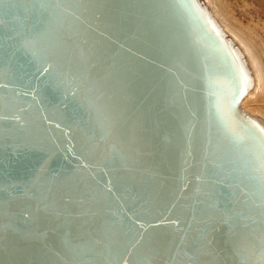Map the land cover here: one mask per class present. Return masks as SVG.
I'll use <instances>...</instances> for the list:
<instances>
[{"label":"water","instance_id":"95a60500","mask_svg":"<svg viewBox=\"0 0 264 264\" xmlns=\"http://www.w3.org/2000/svg\"><path fill=\"white\" fill-rule=\"evenodd\" d=\"M201 0H0V264H264V121Z\"/></svg>","mask_w":264,"mask_h":264},{"label":"rangeland","instance_id":"374dc122","mask_svg":"<svg viewBox=\"0 0 264 264\" xmlns=\"http://www.w3.org/2000/svg\"><path fill=\"white\" fill-rule=\"evenodd\" d=\"M201 1L209 12L239 33L252 48L258 61L256 69L259 76L256 74L258 81L253 89L251 87L248 90L243 104L246 109L264 120V0ZM250 63L253 65L252 61Z\"/></svg>","mask_w":264,"mask_h":264},{"label":"bare ground","instance_id":"6f19581e","mask_svg":"<svg viewBox=\"0 0 264 264\" xmlns=\"http://www.w3.org/2000/svg\"><path fill=\"white\" fill-rule=\"evenodd\" d=\"M214 17L216 18V20L218 21L219 25L221 26V28L224 30L225 34L231 38L240 48L241 51L247 61V65L248 68L250 70L251 73V77H252V89L255 87V84L257 83V75H258V70L256 69L258 67V61L255 59V55L254 52L252 51V48L245 42L244 38L237 32L233 31L228 25L222 23L219 18L214 14ZM228 26V27H227ZM248 54H249V58H248ZM252 61L253 65L250 63V61ZM245 61V62H246ZM257 72V73H256ZM257 74V75H256ZM259 76V75H258ZM259 79V78H258ZM245 101V98L243 99V103ZM246 109V108H245ZM248 112H250L248 109H246ZM251 114H253L252 112H250ZM260 117V116H259ZM261 118V117H260ZM262 119V118H261ZM263 120V119H262ZM264 121V120H263Z\"/></svg>","mask_w":264,"mask_h":264}]
</instances>
